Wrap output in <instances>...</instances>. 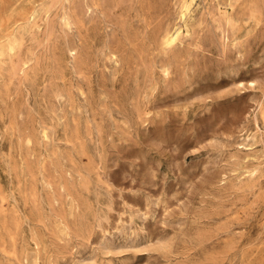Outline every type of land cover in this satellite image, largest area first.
<instances>
[{"label": "rangeland", "instance_id": "1", "mask_svg": "<svg viewBox=\"0 0 264 264\" xmlns=\"http://www.w3.org/2000/svg\"><path fill=\"white\" fill-rule=\"evenodd\" d=\"M0 264H264V0H0Z\"/></svg>", "mask_w": 264, "mask_h": 264}, {"label": "bare ground", "instance_id": "2", "mask_svg": "<svg viewBox=\"0 0 264 264\" xmlns=\"http://www.w3.org/2000/svg\"><path fill=\"white\" fill-rule=\"evenodd\" d=\"M189 7H190V3L186 4L185 9L182 13V17L184 18V21H186V16L188 14ZM180 34H181V26L179 25L166 29L163 33L164 43L166 44L174 43L179 38Z\"/></svg>", "mask_w": 264, "mask_h": 264}]
</instances>
